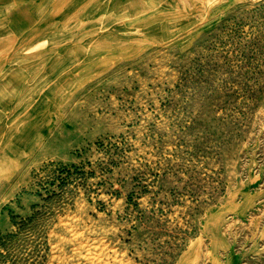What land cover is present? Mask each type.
I'll use <instances>...</instances> for the list:
<instances>
[{"label": "rangeland", "instance_id": "1", "mask_svg": "<svg viewBox=\"0 0 264 264\" xmlns=\"http://www.w3.org/2000/svg\"><path fill=\"white\" fill-rule=\"evenodd\" d=\"M0 264H264V0H0Z\"/></svg>", "mask_w": 264, "mask_h": 264}, {"label": "crops", "instance_id": "2", "mask_svg": "<svg viewBox=\"0 0 264 264\" xmlns=\"http://www.w3.org/2000/svg\"><path fill=\"white\" fill-rule=\"evenodd\" d=\"M20 102V100L18 98H15L14 102H11V105L13 103H17ZM38 105V104H37ZM38 106H36L35 109H37ZM32 116H31V121L27 124V128L25 129V131L23 132V128L20 129V131H14L13 134L14 136L12 138H10L11 141L14 142V151L16 152V154L18 153V155L22 156V142L23 141H29L30 145L32 143V145L29 147L30 150L33 148L34 144L39 140L40 137H46L47 134H49L50 132V128L47 127V124H43L41 123L36 129H33V126L40 120V117L38 116L37 110L34 112V110H32L31 112ZM35 114V115H34ZM47 119V118H46ZM45 119V120H46ZM44 120V121H45ZM49 119H47L48 121ZM43 125V126H42ZM16 154H14L16 156Z\"/></svg>", "mask_w": 264, "mask_h": 264}, {"label": "built area", "instance_id": "3", "mask_svg": "<svg viewBox=\"0 0 264 264\" xmlns=\"http://www.w3.org/2000/svg\"><path fill=\"white\" fill-rule=\"evenodd\" d=\"M76 168H73V167H66V168H64L62 171H66V173L68 174V173H72L73 172V170H75Z\"/></svg>", "mask_w": 264, "mask_h": 264}, {"label": "trees", "instance_id": "4", "mask_svg": "<svg viewBox=\"0 0 264 264\" xmlns=\"http://www.w3.org/2000/svg\"><path fill=\"white\" fill-rule=\"evenodd\" d=\"M71 167H75V166H71Z\"/></svg>", "mask_w": 264, "mask_h": 264}, {"label": "bare ground", "instance_id": "5", "mask_svg": "<svg viewBox=\"0 0 264 264\" xmlns=\"http://www.w3.org/2000/svg\"><path fill=\"white\" fill-rule=\"evenodd\" d=\"M77 6V5H76Z\"/></svg>", "mask_w": 264, "mask_h": 264}]
</instances>
